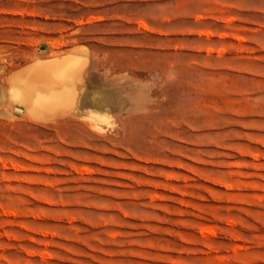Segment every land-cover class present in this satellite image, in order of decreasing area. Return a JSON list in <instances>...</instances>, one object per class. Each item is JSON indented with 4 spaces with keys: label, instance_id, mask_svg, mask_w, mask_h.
<instances>
[{
    "label": "rangeland",
    "instance_id": "obj_1",
    "mask_svg": "<svg viewBox=\"0 0 264 264\" xmlns=\"http://www.w3.org/2000/svg\"><path fill=\"white\" fill-rule=\"evenodd\" d=\"M0 264H264V0H0Z\"/></svg>",
    "mask_w": 264,
    "mask_h": 264
},
{
    "label": "bare ground",
    "instance_id": "obj_2",
    "mask_svg": "<svg viewBox=\"0 0 264 264\" xmlns=\"http://www.w3.org/2000/svg\"><path fill=\"white\" fill-rule=\"evenodd\" d=\"M61 52L62 54L63 52L66 54L60 56L56 54L57 57L54 56V58L52 57L46 61L32 62L26 67L19 69V71L17 70V72L12 75V78H17V81L21 84L20 94L26 99L25 106H22L24 109L22 108V110L19 111H25L31 107L33 109L32 111L36 109L35 112H33L34 115L36 113L38 115L40 111L38 108H41L46 114H51L55 111V108L60 107L58 109L62 110L61 99L66 101V104H63L67 105V101L72 98L71 96L67 100H64L66 99L65 97L68 96L66 95L68 93H66V91L62 95V92L64 89L76 91V85L78 84H73L70 79L72 75L74 76L73 78L76 77L75 73L78 79H82L81 77L84 76V73L87 71L86 68L89 60L87 56L84 57V54H80V52L84 51L79 52L76 47L58 51V53ZM78 82L82 81L79 80ZM72 94L75 95L73 92ZM62 96L64 98H62ZM71 101L73 103L74 98L71 99ZM69 104H71L70 101ZM46 114L43 113V115Z\"/></svg>",
    "mask_w": 264,
    "mask_h": 264
}]
</instances>
